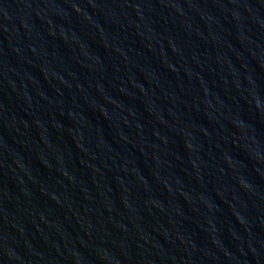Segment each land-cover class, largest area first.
I'll use <instances>...</instances> for the list:
<instances>
[{"label": "water", "instance_id": "1", "mask_svg": "<svg viewBox=\"0 0 264 264\" xmlns=\"http://www.w3.org/2000/svg\"><path fill=\"white\" fill-rule=\"evenodd\" d=\"M0 264H264V0H0Z\"/></svg>", "mask_w": 264, "mask_h": 264}]
</instances>
